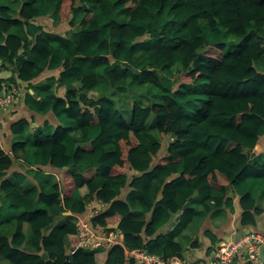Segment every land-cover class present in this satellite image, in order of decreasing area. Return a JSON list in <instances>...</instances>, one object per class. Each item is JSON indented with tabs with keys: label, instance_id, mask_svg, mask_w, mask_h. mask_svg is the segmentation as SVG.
<instances>
[{
	"label": "trees",
	"instance_id": "16d2710c",
	"mask_svg": "<svg viewBox=\"0 0 264 264\" xmlns=\"http://www.w3.org/2000/svg\"><path fill=\"white\" fill-rule=\"evenodd\" d=\"M2 1L0 59L35 91L26 90L27 106L58 120L55 132L38 129L32 142H16L12 154L27 166L77 171L69 170L70 180L60 187L38 169L36 185L22 193L27 172L14 171L11 182L14 161L0 145V226L15 220L13 233L0 235V258L9 264H135L128 251L142 248L183 259L175 237L197 214L232 212L230 187L239 196L241 224H257L264 214L256 207L264 196V162L251 152L264 135V0H21L17 17ZM50 14L60 21L72 15L78 29L61 36L32 23ZM14 26L20 32L8 33ZM60 68L34 82L46 69ZM128 81L138 82L129 94V121L109 96ZM62 85L65 94L57 95L52 87ZM95 87L101 90L96 97L90 94ZM26 129L22 119L11 130ZM76 130L79 138L71 135ZM83 185L88 195L80 197ZM198 193L204 195L200 211L192 203ZM90 198L107 204L93 226L108 230L120 220L123 240L104 256L78 247L71 221L45 232L50 214L82 213ZM135 210L146 218L135 219ZM67 236L74 249H67ZM238 264L253 263L240 258Z\"/></svg>",
	"mask_w": 264,
	"mask_h": 264
},
{
	"label": "crops",
	"instance_id": "0c3cea01",
	"mask_svg": "<svg viewBox=\"0 0 264 264\" xmlns=\"http://www.w3.org/2000/svg\"><path fill=\"white\" fill-rule=\"evenodd\" d=\"M3 5H10L11 10L15 17H17V12L19 11L22 1L21 0H3ZM81 14H78L76 20L79 21ZM73 16L70 15L69 19L66 21H60L54 14L38 16L33 19L32 23L36 26H39L41 30L51 33H56L61 36H68L74 31L78 29L77 25H74L70 22ZM20 32L19 27H12L8 33L18 34ZM33 41V36H29ZM23 53V50H21ZM62 68L49 70L46 69L42 72L34 82L36 81H45L47 77L50 75H58ZM16 67L10 63L6 62V60L0 59V78L4 79L3 81H13L12 78H16ZM100 78H105L104 74H100ZM17 82H22L21 80H15ZM24 82V81H23ZM138 82H130L125 87L122 88H114L109 89V96L115 102L116 107L124 114L127 121L131 118V111L133 106L132 97L129 96L130 91H134L133 86ZM106 83L100 85V88H104ZM108 84V83H107ZM53 91L57 95H64L66 91V86H53ZM27 90L31 93H35L32 88L28 87ZM101 90H94L90 92V94L96 97ZM79 92H77L78 94ZM135 93V91H134ZM25 91L22 94V98L7 112L0 113V145L4 150L8 151L10 155L14 158V165L8 172V179L12 182L13 177L12 173L14 171L24 170L27 172V178L22 183L20 187V191L23 193L30 189L33 185H36L37 175L36 170H41L45 177V180L50 184L55 183L60 187L64 186L66 182L70 180L69 170L77 171L74 167L69 168H53L52 166H42L40 164L34 166H27L22 160L16 159L12 154L13 145L16 142H25L30 143L33 140L34 133L41 129L44 132H55L58 127V120L54 116V114L50 111L46 114H39L33 110H31L27 106V102L25 99ZM136 94H141L137 92ZM129 97L128 101H131L129 104L124 100V96ZM137 96V95H136ZM39 99V97H37ZM143 105H147V101H143ZM24 119L27 124V129L24 134H14L12 133V124L14 122H18L19 120ZM71 135L74 138H79L81 136V132L79 130L72 131ZM172 136H170L171 139ZM162 143L165 142L163 137H160ZM80 144V143H78ZM251 158L254 160H258L260 162H264V135L260 137L258 143L255 145ZM132 173V171H129ZM4 179V178H3ZM233 188L230 187L228 189V193L233 197V211L225 210V213H222L217 216H212L211 213L208 214H197L195 215L193 221L179 234L175 237L176 242L180 245L182 250L184 251V257L188 258L191 263L197 261H206L208 260L213 253L216 251L217 244L223 240L230 238L231 236H237L251 229H263L264 230V214L258 216L257 224L255 226L251 225H243L241 224V208L239 205V196L233 193ZM127 189L124 191L126 194ZM80 197H84L88 195V188L83 185L79 188ZM204 199V195L196 194L192 199V203L195 204L197 211L202 210V201ZM107 204L101 202L95 198H90L85 204V210L82 213H73L69 209L64 211H58L50 214L52 217L51 224L45 229V232L48 233L54 226H62L67 222L71 221L76 225L78 218H86L89 219V222L92 226L91 220L94 216L92 210L96 208V210L102 211ZM256 207L261 209L264 207V196H260L257 200ZM222 208H225L223 205ZM98 211V212H99ZM134 217L137 220H144L146 215L141 211L135 210ZM169 224V223H168ZM93 227V226H92ZM168 227V226H167ZM15 228V220L13 219L7 224L0 226V235H11ZM25 233L28 234V229L25 227ZM171 228V227H170ZM215 240V242H213ZM66 246L67 249H74L72 243L70 242L69 236L66 237ZM26 247L30 248L27 244ZM89 251V250H88ZM95 251L102 256L106 253V248L104 246L97 247ZM241 257H236V264H238L239 259ZM0 264H9V261L3 257L0 258ZM103 264V263H102Z\"/></svg>",
	"mask_w": 264,
	"mask_h": 264
},
{
	"label": "built area",
	"instance_id": "2783aa9c",
	"mask_svg": "<svg viewBox=\"0 0 264 264\" xmlns=\"http://www.w3.org/2000/svg\"><path fill=\"white\" fill-rule=\"evenodd\" d=\"M26 90V82H1L0 113L9 111L22 98V94ZM98 211L96 208L92 210L94 216L100 212ZM92 226L89 219L87 220L83 217L78 218L76 222L78 247L91 251L101 246L107 249L115 244L121 243L123 240V235L120 231H108L109 229L106 230L105 227L100 225ZM260 247L264 251V232L250 230L219 242L216 251L206 261L191 263L188 258L182 259L177 256L164 258L142 248L131 249L128 251V255L134 259L135 264H232L237 256L242 259H249L253 264H264V260L260 259Z\"/></svg>",
	"mask_w": 264,
	"mask_h": 264
},
{
	"label": "water",
	"instance_id": "95a60500",
	"mask_svg": "<svg viewBox=\"0 0 264 264\" xmlns=\"http://www.w3.org/2000/svg\"><path fill=\"white\" fill-rule=\"evenodd\" d=\"M10 158L13 160L14 158L10 155ZM3 178H1L0 179V186H1V184H2V182H3ZM2 205V201H1V199H0V206ZM179 219V215L174 219V220H172L169 224H168V228H170V227H172L173 225H175V223H176V221ZM119 225H120V220H118V221H116V222H114V223H112V224H109L108 226H107V229H109V230H117L118 228H119ZM259 253H260V259L261 260H264V251H263V248L262 247H260L259 248Z\"/></svg>",
	"mask_w": 264,
	"mask_h": 264
},
{
	"label": "rangeland",
	"instance_id": "374dc122",
	"mask_svg": "<svg viewBox=\"0 0 264 264\" xmlns=\"http://www.w3.org/2000/svg\"><path fill=\"white\" fill-rule=\"evenodd\" d=\"M70 16H68V18L66 20L69 19ZM66 20H62V21H66ZM206 51L210 52V50L206 49ZM124 96V95H123ZM129 97L127 96V98L124 96V100L126 101V103H130L131 101H128Z\"/></svg>",
	"mask_w": 264,
	"mask_h": 264
}]
</instances>
